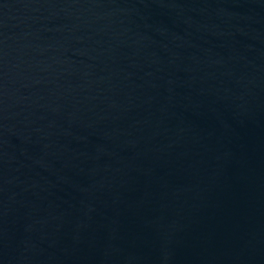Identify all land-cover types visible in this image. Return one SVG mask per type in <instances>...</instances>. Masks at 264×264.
Here are the masks:
<instances>
[{
    "label": "water",
    "instance_id": "95a60500",
    "mask_svg": "<svg viewBox=\"0 0 264 264\" xmlns=\"http://www.w3.org/2000/svg\"><path fill=\"white\" fill-rule=\"evenodd\" d=\"M0 264H264V0H0Z\"/></svg>",
    "mask_w": 264,
    "mask_h": 264
}]
</instances>
